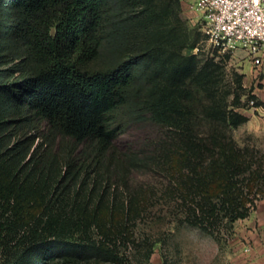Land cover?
Instances as JSON below:
<instances>
[{
    "label": "trees",
    "instance_id": "16d2710c",
    "mask_svg": "<svg viewBox=\"0 0 264 264\" xmlns=\"http://www.w3.org/2000/svg\"><path fill=\"white\" fill-rule=\"evenodd\" d=\"M182 10L180 0H0V165L51 178L52 195L75 186L74 201L83 204L76 212L48 201L24 235L27 222L0 213V264H126L128 249L145 250L150 264L155 242L144 249L135 239L140 205L125 181L137 161L114 142L148 113L180 126L195 89L215 98L211 64L184 53L195 44L181 31ZM206 113L234 126L248 120L219 103ZM215 141L211 158L194 162L198 176L185 195L191 222L203 227L217 216L215 199L237 219L251 200L244 187L264 192V164L253 170L234 141ZM185 145L192 163L199 144L190 135ZM106 201L107 221L98 217Z\"/></svg>",
    "mask_w": 264,
    "mask_h": 264
},
{
    "label": "rangeland",
    "instance_id": "374dc122",
    "mask_svg": "<svg viewBox=\"0 0 264 264\" xmlns=\"http://www.w3.org/2000/svg\"><path fill=\"white\" fill-rule=\"evenodd\" d=\"M179 17L182 33L188 32L191 44H195L192 49L184 48V53L197 54L200 65L206 61L211 64L215 98L212 100L195 89L194 97L186 102L189 110L180 126L159 122L148 113L149 119L134 124L115 140L116 149L127 154L128 161H137L125 179L128 190L136 193L141 211L136 218L132 217L133 233L144 249L155 242L150 264H245L247 253L252 250L253 237H264V192H249L244 187L251 200L246 204L247 215L237 219L230 209L215 199L217 216L204 221L207 228L191 222L194 216L185 195L190 190V177L198 176L193 170L195 163L203 158L209 160L211 151H216L215 138L234 141L243 153L241 158L246 155V160L250 161L251 169L258 170L259 165L264 164V122L253 117V111L258 110L251 104L255 98L259 101L257 106H264V101L256 94L258 90L255 92L261 87L262 79L258 75L260 82L257 84L255 79L249 78L248 69L253 58L242 44L233 53H220L203 30L202 20L196 12L183 4ZM172 20L177 23L174 15ZM218 103L228 113L238 111L246 116L250 114L251 118L247 116L248 120L238 126L213 119L206 110ZM256 114L260 117V113ZM190 135L199 144L194 147L198 155H192V163L185 161L183 155ZM28 174V168L19 172L8 162L0 165L3 185L0 213L3 217L27 222L21 235L40 221L48 201H54L60 209L74 208L77 212L83 208L80 200L74 201L75 186L68 187L65 194L60 193V187L52 195L51 178ZM97 196L90 204L91 212L97 205ZM196 197L200 199L199 194ZM121 200H125L124 196ZM211 207L209 204L207 208ZM110 208L111 203L106 201L98 210V217L109 220ZM116 215V222H121L124 214L119 208ZM127 251L132 262L126 264H144L145 250L133 254L129 249ZM2 253L0 247V259Z\"/></svg>",
    "mask_w": 264,
    "mask_h": 264
},
{
    "label": "built area",
    "instance_id": "2783aa9c",
    "mask_svg": "<svg viewBox=\"0 0 264 264\" xmlns=\"http://www.w3.org/2000/svg\"><path fill=\"white\" fill-rule=\"evenodd\" d=\"M196 12L214 48L233 53L242 44L253 58L257 74L264 58V0H180ZM257 106V99L251 100Z\"/></svg>",
    "mask_w": 264,
    "mask_h": 264
},
{
    "label": "crops",
    "instance_id": "0c3cea01",
    "mask_svg": "<svg viewBox=\"0 0 264 264\" xmlns=\"http://www.w3.org/2000/svg\"><path fill=\"white\" fill-rule=\"evenodd\" d=\"M254 68H256L255 64L253 62H250L249 69H248L249 70V78H251L252 81H254V79H255V82L257 83V82H260L258 77L261 76L262 85L260 88L256 89L255 92H257V90H258V92L256 94H258L259 98L262 101H264V58H263V65L261 67V72L259 74L260 76H258V74H257L258 70L254 69ZM255 110H258V111H253V117L254 118L258 117L260 120H262L264 122V106H258L255 108ZM257 112L260 113V117L257 116L258 115V114H256ZM247 116H249V118H251L250 114ZM250 247L252 250L247 253V258H246L245 264H264V237L254 236L252 243L250 244Z\"/></svg>",
    "mask_w": 264,
    "mask_h": 264
}]
</instances>
